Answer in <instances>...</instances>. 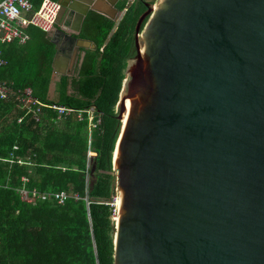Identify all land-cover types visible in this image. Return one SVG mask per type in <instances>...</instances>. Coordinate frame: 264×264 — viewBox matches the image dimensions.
Wrapping results in <instances>:
<instances>
[{
  "label": "water",
  "instance_id": "obj_1",
  "mask_svg": "<svg viewBox=\"0 0 264 264\" xmlns=\"http://www.w3.org/2000/svg\"><path fill=\"white\" fill-rule=\"evenodd\" d=\"M119 1L57 0L70 33ZM134 31L112 264H264V0H144Z\"/></svg>",
  "mask_w": 264,
  "mask_h": 264
},
{
  "label": "trees",
  "instance_id": "obj_2",
  "mask_svg": "<svg viewBox=\"0 0 264 264\" xmlns=\"http://www.w3.org/2000/svg\"><path fill=\"white\" fill-rule=\"evenodd\" d=\"M143 1L127 5L120 0L116 8L126 11L116 26L89 11L79 37L96 49L86 51L76 76L55 82L52 96L51 47H46L40 67L37 62L30 66L26 58V67L0 65V82L29 88L42 104L73 110L59 120L55 110L41 108L46 124V118L36 122L32 113L0 101V264L113 263V208L96 198L110 200L115 194L110 171L121 124L116 104L127 61L135 55L134 29ZM89 107L100 118L90 131L86 114L81 121L76 117ZM19 158H27L28 164H17ZM22 190L28 197L34 194L31 201L21 198ZM60 192L67 195L62 202L55 198ZM74 195L81 199L74 200Z\"/></svg>",
  "mask_w": 264,
  "mask_h": 264
},
{
  "label": "built area",
  "instance_id": "obj_3",
  "mask_svg": "<svg viewBox=\"0 0 264 264\" xmlns=\"http://www.w3.org/2000/svg\"><path fill=\"white\" fill-rule=\"evenodd\" d=\"M133 2L134 0H128ZM60 12V5L55 0H42L40 7L34 9L31 0H2L0 1V44H10L12 42H18L19 44L25 43L28 36L19 29V25L24 26L30 24L41 29L44 32L51 31L55 25L56 19ZM27 16V18H26ZM6 62L1 56L0 52V65H4ZM14 97L17 104L25 109L27 112L32 113L34 110L40 111L42 107H48L56 111L57 119H64L73 111L71 108L58 105H44L36 98L32 97L29 89L15 90L3 82H0V99H9ZM85 114L88 119L89 127H95L99 124L100 119L94 115V108H88L84 111L77 112V119L79 121L85 118ZM91 154V153H89ZM34 194L31 197L27 196V192L24 191V198L26 201H31ZM66 193H57L55 198L62 202L66 199ZM74 200H78L77 195L73 196ZM24 200V199H23ZM117 195L114 196L109 205L113 208V214L111 219L115 223L117 217Z\"/></svg>",
  "mask_w": 264,
  "mask_h": 264
},
{
  "label": "crops",
  "instance_id": "obj_4",
  "mask_svg": "<svg viewBox=\"0 0 264 264\" xmlns=\"http://www.w3.org/2000/svg\"><path fill=\"white\" fill-rule=\"evenodd\" d=\"M41 2H37V0H33L32 4L34 9H38ZM123 14L124 11L121 14H118L114 22H116L119 18H122ZM73 18L74 17L72 16L69 17V12L62 10L58 14L56 21L59 22V27L61 29L68 32L69 36L70 34H72L74 35V37L77 38V40L79 39L82 41H86V39L79 37L82 29L79 32L70 33V31H72L71 27L73 24ZM55 25L58 26V24ZM18 27L23 33L28 34L29 39L25 41V43L23 44H19L18 42H12L10 44H4V45L0 44L1 56L2 58H4V60H6L5 62H7V64L12 63L15 66L21 65L26 67L27 65L23 61V58H26V60H28L26 61V63L31 64L30 66H32L34 63L37 62L36 65L40 67L39 62L41 63L44 60V54L47 50L46 47H49V50L51 47L50 52L52 51V57L50 61V67H51L50 84L48 86L49 96H52L54 94L53 92L55 89V82L58 81L61 76H67V77L76 76L77 70L80 67L85 57L86 51L92 50L93 42L89 40H87V42L89 41L88 44L79 41L68 42V40H66L64 36L58 34L54 35L57 31L56 29H58L57 27H55L54 30H52V32L50 33H44L31 25H25V26L19 25ZM54 42L57 43L56 46ZM69 43L71 44L73 43L71 49H69L68 47ZM67 53H69V55H67ZM54 59L56 60L55 62L58 69L57 70L58 72L56 73L53 71L52 68V62ZM15 66L13 67L16 68ZM67 73H71V74L69 75ZM52 74L55 76L53 82L51 81ZM4 82L8 84L5 80ZM4 102H8V101H4Z\"/></svg>",
  "mask_w": 264,
  "mask_h": 264
},
{
  "label": "clouds",
  "instance_id": "obj_5",
  "mask_svg": "<svg viewBox=\"0 0 264 264\" xmlns=\"http://www.w3.org/2000/svg\"><path fill=\"white\" fill-rule=\"evenodd\" d=\"M55 1H57V0H55ZM31 2H32V0H31ZM130 3H132V2H129L128 0H127V5L128 4H130ZM40 7V6H39ZM60 11H61V7H60ZM125 12L126 11V9H123L122 11H120V14L122 13V12ZM60 13V12H59ZM120 20H121V18H119L118 19V21H116L115 22V26L116 25H118V23L120 22ZM114 21V20H113ZM55 24H56V22H55ZM26 25H30V24H26ZM25 26V25H24ZM32 26V25H31ZM33 27H35V26H33ZM55 27H57V28H59L58 26H56V25H54V27H53V29L52 30H54V28ZM35 28H37V27H35ZM37 29H39V28H37ZM40 31H42L41 29H39ZM52 30L51 31H48V32H44V31H42V32H44V33H50V32H52ZM27 36H28V34H26ZM28 39H29V36H28ZM27 39V40H28ZM26 40V41H27ZM3 83H5V82H3ZM6 84V83H5ZM6 85H8V84H6ZM9 86V85H8ZM25 89H29V88H25ZM24 89V90H25ZM15 90H17V89H15ZM30 90V89H29ZM22 91V90H21ZM1 101H8V102H11V103H13L15 106H17V107H20L18 104H17V102L14 100V97H11V98H9V99H0ZM44 105H46V104H44ZM42 108H44V107H42ZM89 108H91V107H89ZM20 110H25V109H23V108H19ZM97 118H99V117H97ZM21 119V118H20ZM100 119V118H99ZM96 127V126H95ZM95 127H93V128H95ZM92 129V127H89V131ZM89 153H91V152H88V155L91 157V156H94L95 154L94 153H91V154H89ZM17 164H19V165H26V164H28V163H26L25 161L23 162V164H20L19 163V160L17 161ZM88 167V166H87ZM92 183V182H91ZM90 183V184H91ZM90 186H92V184L90 185ZM115 189H116V191H117V188H116V184H115ZM115 189H114V191H115ZM113 196V195H112ZM117 198H118V194H117ZM79 199H81V198H79ZM78 199V200H79ZM84 200H86V202H88V197L87 196H85L84 198H83ZM117 211H118V206H117ZM113 224H114V222H113Z\"/></svg>",
  "mask_w": 264,
  "mask_h": 264
},
{
  "label": "rangeland",
  "instance_id": "obj_6",
  "mask_svg": "<svg viewBox=\"0 0 264 264\" xmlns=\"http://www.w3.org/2000/svg\"><path fill=\"white\" fill-rule=\"evenodd\" d=\"M15 107H16L17 109L20 108V107H17V106H15ZM40 113H41V111L34 110V111L32 112V117H31V118L34 119L36 122H39L41 118H46V117L44 116V114H43L42 116H40ZM47 120H48V118H46V124H47ZM19 122H20V121H19ZM44 123H45V122H44ZM44 123H42V124H44ZM41 128H44V127H41ZM43 133H44V132H43ZM25 136H26V137H29L28 134H25ZM18 160H19V163H20V164H23L24 161H27V158H26V159H25V158H19ZM29 171L32 173V172H33V169L31 168ZM115 184H116V183H115ZM115 195H117V191H116V189H115V194L111 197V199L109 200V202L112 201V199L114 198ZM20 196H21L22 199L25 200V198H24V191H23V190L20 192ZM109 202H108V203H109ZM115 216H116V215H115Z\"/></svg>",
  "mask_w": 264,
  "mask_h": 264
},
{
  "label": "bare ground",
  "instance_id": "obj_7",
  "mask_svg": "<svg viewBox=\"0 0 264 264\" xmlns=\"http://www.w3.org/2000/svg\"><path fill=\"white\" fill-rule=\"evenodd\" d=\"M134 83H135V81L132 80V81H130V83H127V85H126V86H127V90H126L125 106H126L127 98H128V96H129V93H130V91H131V89H132ZM124 114H125V113H124ZM116 204H117V206H118V204H119V200H117ZM114 218L116 219V216H115Z\"/></svg>",
  "mask_w": 264,
  "mask_h": 264
}]
</instances>
